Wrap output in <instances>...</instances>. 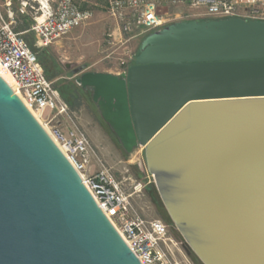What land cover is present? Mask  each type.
<instances>
[{"label":"water","instance_id":"95a60500","mask_svg":"<svg viewBox=\"0 0 264 264\" xmlns=\"http://www.w3.org/2000/svg\"><path fill=\"white\" fill-rule=\"evenodd\" d=\"M203 264H264V21L193 19L120 74L73 70ZM0 264H141L0 76Z\"/></svg>","mask_w":264,"mask_h":264},{"label":"built area","instance_id":"2783aa9c","mask_svg":"<svg viewBox=\"0 0 264 264\" xmlns=\"http://www.w3.org/2000/svg\"><path fill=\"white\" fill-rule=\"evenodd\" d=\"M106 13L113 22L106 34V57L123 49L115 58L125 66L135 56L129 47L132 42L168 24L231 17L264 21V0H108ZM92 15L77 0H0V66L14 78L16 94L80 174L141 264H177L166 226L146 218L134 204L133 195L141 190V183L133 182L129 191L113 168L101 161L25 38L31 32L35 48L49 47L85 25ZM22 16L29 19V27L18 31V17Z\"/></svg>","mask_w":264,"mask_h":264},{"label":"rangeland","instance_id":"374dc122","mask_svg":"<svg viewBox=\"0 0 264 264\" xmlns=\"http://www.w3.org/2000/svg\"><path fill=\"white\" fill-rule=\"evenodd\" d=\"M107 1L77 0L82 8L92 11V18L85 25L69 31L54 45L35 48L34 35L28 32L25 33V38L36 50L38 58L55 59L60 72L52 80L54 86L62 88L72 83L77 87L79 104L68 105L72 118L86 133L97 156L105 165L112 167L129 187L133 182L141 183V190L133 195L134 204L146 218L158 219L166 226L168 235L173 240L171 246L175 249L174 260L177 264H203L187 246L159 199L153 178L146 170L143 147L138 146L130 154L125 153L115 135L101 119L91 95L84 92L76 83L77 76L73 70L80 66L84 67V71L122 73L133 64L144 38L130 44L129 47L135 56L133 61L125 66H121L115 58L122 55L123 49L117 50L107 58L109 50L105 45V39L111 28V20L106 13ZM26 20L29 21L28 18ZM23 24L24 19L18 17V26ZM46 74L50 76L52 73ZM131 190L130 187L129 191Z\"/></svg>","mask_w":264,"mask_h":264},{"label":"trees","instance_id":"16d2710c","mask_svg":"<svg viewBox=\"0 0 264 264\" xmlns=\"http://www.w3.org/2000/svg\"><path fill=\"white\" fill-rule=\"evenodd\" d=\"M22 19H24V24L23 25H19L17 26V30L18 31H24V30H27L28 29V26H29V21L26 20L27 18L22 16L21 17ZM212 18H206V19H202V20H211ZM31 46V45H30ZM137 54H138V51H137ZM136 54V56H137ZM135 56V58H136ZM39 62L41 63L42 67H43V70H44V73L46 75V77L49 79V80H53V78L55 76H57V74H59L60 72V68L56 65V61L55 59H53V57H49L48 60H44L42 58H38ZM135 61V60H134ZM134 64V62H133ZM132 64V65H133ZM131 66V65H130ZM129 66V67H130ZM128 67V68H129ZM46 73H52L50 74V76H47ZM56 86V85H55ZM57 87V86H56ZM57 89L59 90L60 92V95L61 97L64 99V101L69 105V106H73V104H79V96H78V91H77V87L74 86V84L72 83H69L67 84V86H63L62 88H58ZM156 192V190H155ZM158 193V192H156ZM159 197V196H158ZM160 199V197H159ZM161 200V199H160Z\"/></svg>","mask_w":264,"mask_h":264},{"label":"bare ground","instance_id":"6f19581e","mask_svg":"<svg viewBox=\"0 0 264 264\" xmlns=\"http://www.w3.org/2000/svg\"><path fill=\"white\" fill-rule=\"evenodd\" d=\"M0 76L7 82V84L13 90H16V82H15L14 78L5 69H3L1 66H0Z\"/></svg>","mask_w":264,"mask_h":264},{"label":"flooded vegetation","instance_id":"af4514ba","mask_svg":"<svg viewBox=\"0 0 264 264\" xmlns=\"http://www.w3.org/2000/svg\"><path fill=\"white\" fill-rule=\"evenodd\" d=\"M83 91L91 95V92L89 90H83Z\"/></svg>","mask_w":264,"mask_h":264},{"label":"crops","instance_id":"0c3cea01","mask_svg":"<svg viewBox=\"0 0 264 264\" xmlns=\"http://www.w3.org/2000/svg\"><path fill=\"white\" fill-rule=\"evenodd\" d=\"M113 26V22L111 21V27Z\"/></svg>","mask_w":264,"mask_h":264}]
</instances>
